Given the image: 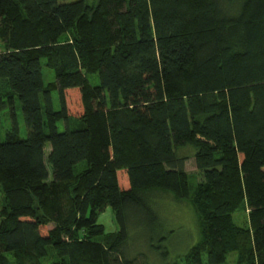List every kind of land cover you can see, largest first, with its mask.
Segmentation results:
<instances>
[{
    "label": "trees",
    "instance_id": "16d2710c",
    "mask_svg": "<svg viewBox=\"0 0 264 264\" xmlns=\"http://www.w3.org/2000/svg\"><path fill=\"white\" fill-rule=\"evenodd\" d=\"M0 112V264H154L157 192L198 216L186 264H264V0H0Z\"/></svg>",
    "mask_w": 264,
    "mask_h": 264
},
{
    "label": "rangeland",
    "instance_id": "374dc122",
    "mask_svg": "<svg viewBox=\"0 0 264 264\" xmlns=\"http://www.w3.org/2000/svg\"><path fill=\"white\" fill-rule=\"evenodd\" d=\"M44 61V60H43ZM43 73L45 82H51L55 80V73L52 68L43 66ZM93 79V77H92ZM55 107H60V100L58 92L54 93ZM75 108V106L73 105ZM17 111L20 122V129L22 137L27 136V126L23 117L22 108L20 101H17ZM12 119L9 114L0 112V136L1 139H5V134L7 129L12 126ZM60 129L65 128V123H59ZM181 152L189 154L190 159L186 162V169L190 173V183H191V193L193 194L196 189L198 181L201 179L202 175L198 170L195 159L192 157V152L195 153L193 146H187L180 148ZM179 149V153H180ZM50 150V144H47L46 151ZM50 173L52 175V169L50 168ZM3 193L0 188V209L4 204ZM153 205L157 209L163 224L166 226L167 231L170 232V238L167 240L165 246L168 249V254L165 256L161 252H153L149 250L148 246H143V241L141 240L140 231L135 229L131 230V246L130 253L135 254L139 252H144V258L154 264H186L185 256L190 251V249L198 243L200 239V229L198 216L192 207V205L187 201H178L175 196L170 192H157L155 193L153 199ZM248 213L242 209H239L234 214V219L238 224H245L247 221ZM98 222L102 223L107 231H115L119 228L118 222L115 218V213L112 207L108 206L98 217ZM143 246V247H141ZM146 255V256H145ZM238 253L231 252L227 256V260L223 264H235ZM206 261V256H204Z\"/></svg>",
    "mask_w": 264,
    "mask_h": 264
}]
</instances>
